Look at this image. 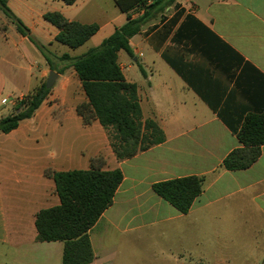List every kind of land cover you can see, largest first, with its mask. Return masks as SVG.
<instances>
[{
    "label": "crops",
    "instance_id": "crops-1",
    "mask_svg": "<svg viewBox=\"0 0 264 264\" xmlns=\"http://www.w3.org/2000/svg\"><path fill=\"white\" fill-rule=\"evenodd\" d=\"M7 5L52 64L9 18L0 19V120L17 113L51 72L58 79L32 118L0 133V264H62L63 242L37 241V214L60 204L47 173L90 170L98 158L102 171L119 169L123 180L89 231L91 264H225V255L208 249L229 250L232 259L249 251L247 263L264 264V147L248 169L223 167L240 147L245 118L264 113V0H176L130 39L133 57L120 51L119 65L138 87L142 121L157 123L165 142L123 161L98 120L84 124L77 112L88 101L82 83L60 57L100 46L145 9L123 13L115 0ZM50 12L99 30L71 49L56 42ZM189 176L203 178L204 191L181 214L153 185Z\"/></svg>",
    "mask_w": 264,
    "mask_h": 264
},
{
    "label": "trees",
    "instance_id": "trees-1",
    "mask_svg": "<svg viewBox=\"0 0 264 264\" xmlns=\"http://www.w3.org/2000/svg\"><path fill=\"white\" fill-rule=\"evenodd\" d=\"M61 1L73 5L77 0ZM175 2L115 0L123 13L137 7H143L145 12L139 19L128 21L99 47L84 55L72 58L65 54L60 57L75 69L88 100L78 106V114L86 125L94 120L100 122L108 131L114 153L121 161L164 143L165 135L154 121H142L138 87L126 80L118 62V53L125 51L133 57L130 39L139 34L153 17ZM0 9L21 35L30 38L51 66L50 52L30 36L29 29L10 10L7 0H0ZM45 19L60 30L56 42L71 49L83 46L99 30L96 24L70 22L56 12L47 13ZM51 90L46 82L36 87L21 102L17 113L0 120V133L8 134L17 129L22 121L32 118ZM236 135L240 147L223 161V167L228 171L248 169L260 158L264 147V113H250ZM103 162L101 158L92 160L90 170L47 173L55 182L60 204L37 214V241L63 242L62 264H91L94 260L89 231L112 206L123 180V173L119 169L102 171L100 165ZM153 190L181 214H187L204 191V179L189 176L162 181L155 183Z\"/></svg>",
    "mask_w": 264,
    "mask_h": 264
},
{
    "label": "rangeland",
    "instance_id": "rangeland-1",
    "mask_svg": "<svg viewBox=\"0 0 264 264\" xmlns=\"http://www.w3.org/2000/svg\"><path fill=\"white\" fill-rule=\"evenodd\" d=\"M3 18H6V16L3 14V12L1 11V9H0V19L1 20H3ZM99 47V46H98ZM97 48V47H96ZM212 243L213 242H211V243H208V247L209 246H211L212 245ZM207 253H208V255H210V256H213V254H223V255H225L226 256V261H225V264H249V263H247L246 262V259H247V255L246 254H249V253H251V252H249V251H246L245 253V257H244V259L240 256V257H238V258H236V256H235V258H231L230 257V255H231V252L229 251V250H225V251H219V250H217L216 252H215V250H210V249H208V251H207ZM185 262V261H184ZM185 264H199L198 262H197V260H192V261H190V260H186V262H185Z\"/></svg>",
    "mask_w": 264,
    "mask_h": 264
},
{
    "label": "water",
    "instance_id": "water-1",
    "mask_svg": "<svg viewBox=\"0 0 264 264\" xmlns=\"http://www.w3.org/2000/svg\"><path fill=\"white\" fill-rule=\"evenodd\" d=\"M57 79H58V75L55 72H51L46 82L47 88L51 89L54 86Z\"/></svg>",
    "mask_w": 264,
    "mask_h": 264
}]
</instances>
